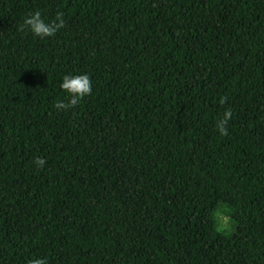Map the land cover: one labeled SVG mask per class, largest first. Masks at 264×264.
I'll return each mask as SVG.
<instances>
[{
  "label": "trees",
  "instance_id": "1",
  "mask_svg": "<svg viewBox=\"0 0 264 264\" xmlns=\"http://www.w3.org/2000/svg\"><path fill=\"white\" fill-rule=\"evenodd\" d=\"M36 258L264 264V0H0V264Z\"/></svg>",
  "mask_w": 264,
  "mask_h": 264
},
{
  "label": "clouds",
  "instance_id": "2",
  "mask_svg": "<svg viewBox=\"0 0 264 264\" xmlns=\"http://www.w3.org/2000/svg\"><path fill=\"white\" fill-rule=\"evenodd\" d=\"M63 13H57L56 18L52 21H46L40 11L31 13L25 20L24 24L29 30L38 37H47L55 34L58 28L63 26ZM61 89L69 94L67 103L64 101H58L55 105L56 108H71L78 104L85 96L89 95L92 91L91 80L87 73L81 74H66L62 78L60 84ZM231 117V110L226 109L223 117L218 121L216 127L221 135L227 134V128L225 127ZM35 163L42 167L45 164L44 158H37ZM28 264H46V259L36 258L28 261Z\"/></svg>",
  "mask_w": 264,
  "mask_h": 264
},
{
  "label": "rangeland",
  "instance_id": "3",
  "mask_svg": "<svg viewBox=\"0 0 264 264\" xmlns=\"http://www.w3.org/2000/svg\"><path fill=\"white\" fill-rule=\"evenodd\" d=\"M211 206L215 211V226L222 234L221 239L227 244L232 243L235 229L229 214L232 206H234L233 201L227 196L219 193L212 200Z\"/></svg>",
  "mask_w": 264,
  "mask_h": 264
}]
</instances>
